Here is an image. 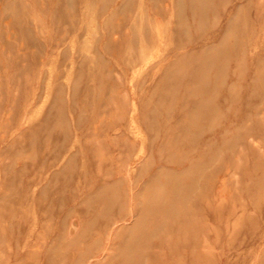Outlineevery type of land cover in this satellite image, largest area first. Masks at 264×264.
I'll return each mask as SVG.
<instances>
[{
    "label": "rangeland",
    "instance_id": "obj_1",
    "mask_svg": "<svg viewBox=\"0 0 264 264\" xmlns=\"http://www.w3.org/2000/svg\"><path fill=\"white\" fill-rule=\"evenodd\" d=\"M204 1L0 0V264H264V0Z\"/></svg>",
    "mask_w": 264,
    "mask_h": 264
},
{
    "label": "bare ground",
    "instance_id": "obj_2",
    "mask_svg": "<svg viewBox=\"0 0 264 264\" xmlns=\"http://www.w3.org/2000/svg\"><path fill=\"white\" fill-rule=\"evenodd\" d=\"M190 8H191V12L193 14L199 16L201 19H204V17H206V15L208 14V11H209L208 5L206 4V2L204 0H192ZM224 66H225V64H224ZM187 188L188 189H183V187H181V186L173 185L174 191L170 195L171 200L168 203H164V202L162 203V202H159V199H156L155 205H154V213L151 212V210H149V211H147V216L150 217V219H151L155 215H159L160 217L163 218V223H166L168 219L175 218L176 213L179 212L177 207H178L179 203L181 202V199L186 200L187 197H189L188 195L192 191L191 190L192 186L187 187ZM155 207L157 208V210ZM137 224H139V222ZM160 224H161V222L156 223L155 228L160 227L161 226ZM138 262H137V264H139Z\"/></svg>",
    "mask_w": 264,
    "mask_h": 264
}]
</instances>
